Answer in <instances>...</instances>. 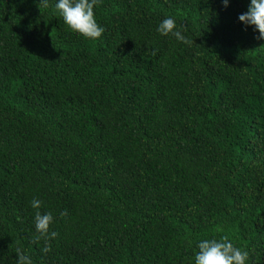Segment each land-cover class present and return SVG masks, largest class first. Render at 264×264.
Masks as SVG:
<instances>
[{
    "label": "trees",
    "instance_id": "obj_1",
    "mask_svg": "<svg viewBox=\"0 0 264 264\" xmlns=\"http://www.w3.org/2000/svg\"><path fill=\"white\" fill-rule=\"evenodd\" d=\"M54 4L0 0V264L17 248L33 264H194L222 236L264 264V40L237 19L248 0H100L94 40ZM165 16L193 43L160 35ZM37 210L54 238L37 239Z\"/></svg>",
    "mask_w": 264,
    "mask_h": 264
},
{
    "label": "clouds",
    "instance_id": "obj_2",
    "mask_svg": "<svg viewBox=\"0 0 264 264\" xmlns=\"http://www.w3.org/2000/svg\"><path fill=\"white\" fill-rule=\"evenodd\" d=\"M48 0H39V3L47 6ZM224 7H227L229 0H221ZM100 0H55L54 7L68 29L72 32L88 39H97L104 29L97 23L94 16V7H98ZM237 19L245 27L252 26L258 32L256 39L264 40V0H248L247 10L238 14ZM183 26H177L176 20L172 16H165L156 26V31L162 36L171 35L177 41L184 44H191L193 41L182 35ZM40 201L33 198L30 206L39 209ZM53 222L50 212L36 211L34 216V228L38 233L37 239L43 237L45 241L54 238L56 233L49 231V225ZM216 231H220L217 227ZM194 253V264H246L247 252L225 237L220 239H201L196 244ZM47 252V246L41 249ZM16 264H33L32 259L27 254L16 249Z\"/></svg>",
    "mask_w": 264,
    "mask_h": 264
}]
</instances>
